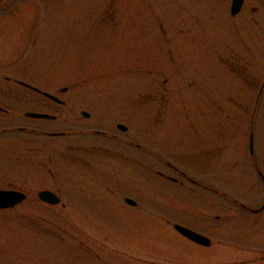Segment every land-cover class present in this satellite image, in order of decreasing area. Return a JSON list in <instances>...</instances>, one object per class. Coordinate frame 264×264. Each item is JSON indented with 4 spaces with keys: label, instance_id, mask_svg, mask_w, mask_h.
I'll list each match as a JSON object with an SVG mask.
<instances>
[{
    "label": "rangeland",
    "instance_id": "1",
    "mask_svg": "<svg viewBox=\"0 0 264 264\" xmlns=\"http://www.w3.org/2000/svg\"><path fill=\"white\" fill-rule=\"evenodd\" d=\"M230 2L0 0V189L26 194L0 209V264H264L242 261L235 221L226 237L198 215L219 197L185 212L159 176L258 197L247 150L252 132L264 174V0L235 16ZM47 189L61 201L41 202ZM174 224L205 230L211 247ZM253 236L264 232L244 244L264 246Z\"/></svg>",
    "mask_w": 264,
    "mask_h": 264
},
{
    "label": "flooded vegetation",
    "instance_id": "2",
    "mask_svg": "<svg viewBox=\"0 0 264 264\" xmlns=\"http://www.w3.org/2000/svg\"><path fill=\"white\" fill-rule=\"evenodd\" d=\"M112 14L109 15L110 19ZM63 89V88H62ZM61 92H65V90H62ZM259 90V89H258ZM259 92V91H258ZM36 93V92H34ZM37 95H41L40 93H36ZM42 96V95H41ZM46 99V98H45ZM48 100V99H47ZM49 102H52L51 100H48ZM63 102V101H62ZM54 103V102H52ZM59 106H64L65 103L63 102L62 104L60 103H54ZM55 118L50 121H54L56 119V116L52 114ZM121 125V124H118ZM118 125L116 126L117 129ZM122 131L121 129H119ZM127 130V128H126ZM125 130V131H126ZM122 131V132H125ZM64 133H55L54 136H63ZM253 136L250 135V138ZM108 139L110 142H115L116 140V135L115 134H108L107 135ZM201 152V151H200ZM206 154L210 152L208 149H205ZM247 154L249 155V158L252 163V167L255 170L256 178L259 180L258 186L256 188V191L254 193V196H258L256 198H253V201H249L244 198V195L241 192H233L229 191V188L224 187L218 189L217 187H214L210 181H203L201 179L195 178V177H188L186 173L179 172L182 178L185 181H180L178 179L169 177V176H163L159 172V176L165 179L166 181H169L172 183L176 188V193L175 196H178V199L180 200V204H178L179 207L176 208H181L185 212L186 211H195V205H190V200L193 201H202L205 200V203H209L212 201V196L216 195L218 200L220 201V209L217 210L215 213H198L200 217L204 218V221H211V217L215 221H220L221 224V232L223 236H228L229 233L232 231V223L233 221L236 222V227H237V233L240 235V243L238 247L239 252L243 253L242 256V261L245 262V259L247 261L250 260H255V261H261L264 263V246L261 247V245L253 246L251 247L249 244L245 245L244 243H247L246 240L248 239V233L250 231H256L259 230V232L262 230L264 232V197L260 198L261 195V189L264 191V174L261 172V165H260V157L257 155V151L253 148V141L249 143V148L247 150ZM244 156V154H243ZM210 160V158L205 159V162ZM204 162V163H205ZM187 180V181H186ZM239 190V189H238ZM51 191V190H50ZM242 191V190H240ZM54 192V191H52ZM60 199L61 197L57 192H54ZM38 194V193H37ZM264 195V194H263ZM136 205V204H135ZM134 205V206H135ZM189 229H192L196 232H199L205 236L204 231L199 230L198 228H194L192 226H189L187 224H181ZM206 225H209L212 227L211 223H208ZM207 227V226H206ZM208 228V227H207ZM251 228L253 230H251ZM245 230L246 233H244ZM207 232V231H206ZM253 234V233H252ZM208 237V236H207ZM255 239V236H253ZM260 238V236H259ZM258 237L255 239L254 242H264V239H259ZM185 239V238H184ZM211 244H212V240ZM224 244H222L224 247L227 249H230L229 244L227 241H223ZM249 243V242H248ZM210 246L208 247H211ZM259 244V243H258ZM264 244V243H263ZM248 252L250 254H253V256H249ZM246 254V255H244ZM223 263H229L228 261L223 262ZM205 264H212L211 262L205 263Z\"/></svg>",
    "mask_w": 264,
    "mask_h": 264
},
{
    "label": "water",
    "instance_id": "3",
    "mask_svg": "<svg viewBox=\"0 0 264 264\" xmlns=\"http://www.w3.org/2000/svg\"><path fill=\"white\" fill-rule=\"evenodd\" d=\"M243 5V0H232L231 4V15L237 14L241 7ZM20 85L25 86L37 93L42 94L44 97L56 102L62 104V101L58 99L57 97L46 93L42 92L39 89H36L24 82H19ZM65 90V89H62ZM1 110V108H0ZM82 115L86 118L89 117L88 113L82 112ZM26 117L32 118V119H43V120H53L55 117L49 114L45 113H36V112H27L25 113ZM118 128L121 129L122 131L126 130V127L123 125H118ZM39 198L45 202H48L50 204H56L59 202V199L51 192L49 191H42L38 194ZM25 199V195L18 192V191H13V190H0V209H5V208H11L14 207L17 203L22 202ZM125 201L128 204L135 205V202L130 200V199H125ZM174 228L184 237L190 239L191 241L203 245V246H209L210 241L208 238H206L203 235H200L188 228H185L181 225H175Z\"/></svg>",
    "mask_w": 264,
    "mask_h": 264
}]
</instances>
